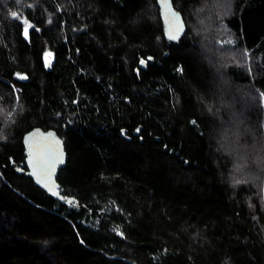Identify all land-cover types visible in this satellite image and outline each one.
<instances>
[{
    "label": "trees",
    "instance_id": "obj_1",
    "mask_svg": "<svg viewBox=\"0 0 264 264\" xmlns=\"http://www.w3.org/2000/svg\"><path fill=\"white\" fill-rule=\"evenodd\" d=\"M172 2L0 0V264H264V0Z\"/></svg>",
    "mask_w": 264,
    "mask_h": 264
},
{
    "label": "water",
    "instance_id": "obj_2",
    "mask_svg": "<svg viewBox=\"0 0 264 264\" xmlns=\"http://www.w3.org/2000/svg\"><path fill=\"white\" fill-rule=\"evenodd\" d=\"M158 3H159V6H160V9H161V14H162L164 22H165L167 34H168V30H169V20L171 19V13H175L176 16L179 17L180 23L182 25V29H183L182 33H181V35H182L185 32L187 26H186V23H185V20H184L182 14L174 9L172 0H158ZM165 5H167V7H165ZM30 138H31V143L32 144H34L35 142L39 141L41 143V145L43 146V148H45V149L48 148V147H51L54 150L55 147H56L55 142L56 141L59 142L60 151L63 153V162L57 164L55 169H54V171H53V173H52V183L55 185V191L58 193L57 195H53L52 193H50L38 181L37 176L32 174L33 173V167L29 163V160L32 159V153L34 151V148L30 146ZM23 143H24V146H25L26 152H27V164H28V168H29L27 174L32 177V179L34 180L35 184L39 188H41L42 190L47 192L49 195L53 196V198H55V199H59L61 201H67V202L68 201H72L73 202V200H74L73 198H67L61 193V186H60V184L57 181V177H58L59 171L63 167H65V165L67 163V158H68L65 142L58 135L57 131L55 129L45 130V129L41 128V127H35L32 130L28 131L24 135Z\"/></svg>",
    "mask_w": 264,
    "mask_h": 264
},
{
    "label": "snow or ice",
    "instance_id": "obj_3",
    "mask_svg": "<svg viewBox=\"0 0 264 264\" xmlns=\"http://www.w3.org/2000/svg\"><path fill=\"white\" fill-rule=\"evenodd\" d=\"M167 7V5H165ZM14 18H18V14L16 12L12 13ZM23 23V22H22ZM51 23V20H49ZM32 25H28L23 28V35L27 38L29 28ZM38 31V29H36ZM182 25L180 23V19L176 16L175 13H171V19L169 20V30L168 37L171 40H177L178 37L182 33ZM227 42V41H225ZM51 53H45V63L46 66H51V60L49 57ZM151 59V57H149ZM141 64H146V61L141 60ZM19 78L26 79V77L20 76L17 74ZM139 131V129L137 130ZM56 147L53 150L51 147L43 148L39 141L34 144L31 143L30 138V146L34 148L32 153V159L29 160V163L33 167V175L37 176L38 181L53 195H57L58 193L55 191V185L52 183V173L57 164L63 162V153L60 151L59 142H55ZM68 203H73L72 201H68Z\"/></svg>",
    "mask_w": 264,
    "mask_h": 264
}]
</instances>
